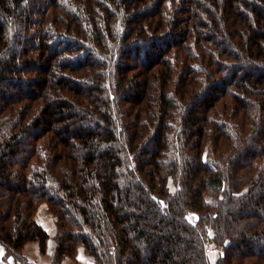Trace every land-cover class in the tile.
Masks as SVG:
<instances>
[{
  "label": "trees",
  "instance_id": "trees-1",
  "mask_svg": "<svg viewBox=\"0 0 264 264\" xmlns=\"http://www.w3.org/2000/svg\"><path fill=\"white\" fill-rule=\"evenodd\" d=\"M50 240L264 264V0H0V264Z\"/></svg>",
  "mask_w": 264,
  "mask_h": 264
},
{
  "label": "rangeland",
  "instance_id": "rangeland-1",
  "mask_svg": "<svg viewBox=\"0 0 264 264\" xmlns=\"http://www.w3.org/2000/svg\"><path fill=\"white\" fill-rule=\"evenodd\" d=\"M173 188V185H172ZM213 199V197H212ZM38 220L45 224L46 226H48L51 231L53 232L56 228L55 225V218L48 213L46 205L42 204L39 208L38 211V215H37ZM82 250V249H81ZM24 254L26 255V257H31L32 259H34V262L37 264V262L39 264H50L53 260V255L50 252H46L47 254L44 253H40L38 252V250H36L35 248H33V246L30 244H28L25 249H24ZM82 257H79V259L75 258H71V257H66L63 261L62 264H89V259H91V257L86 256L84 253H80L79 254ZM217 251L216 248L213 247L212 245L210 246L209 249V256L211 258V260H215L217 257ZM90 264H94V262L90 261Z\"/></svg>",
  "mask_w": 264,
  "mask_h": 264
},
{
  "label": "crops",
  "instance_id": "crops-1",
  "mask_svg": "<svg viewBox=\"0 0 264 264\" xmlns=\"http://www.w3.org/2000/svg\"><path fill=\"white\" fill-rule=\"evenodd\" d=\"M43 225L49 230V232L51 234H53L55 232V230L52 232L51 229L48 226H46L45 224H43ZM30 244L33 246V248H35L36 250H38V252H40L37 242H32ZM50 250H51V253L53 255V252H54V242H53V240L49 241L48 248H47V253L50 252ZM81 252L84 253L83 250H80V252L78 253V255L76 257L77 259H79V257H82V256L79 255ZM47 253H44V254H47ZM4 254H5V248L0 244V260H3ZM85 255L88 256V257H91V259H89V264H90V261L94 262V264H97L92 256L87 255V254H85ZM29 260L34 262V259H32L31 257H29ZM9 263H11V259L9 260ZM37 264H39V263L37 262Z\"/></svg>",
  "mask_w": 264,
  "mask_h": 264
}]
</instances>
